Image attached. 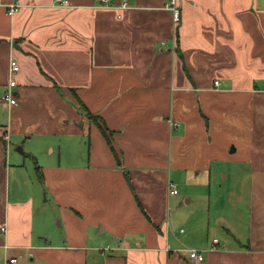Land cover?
I'll use <instances>...</instances> for the list:
<instances>
[{
  "label": "crops",
  "instance_id": "obj_1",
  "mask_svg": "<svg viewBox=\"0 0 264 264\" xmlns=\"http://www.w3.org/2000/svg\"><path fill=\"white\" fill-rule=\"evenodd\" d=\"M169 2L0 0V264H264V0Z\"/></svg>",
  "mask_w": 264,
  "mask_h": 264
},
{
  "label": "built area",
  "instance_id": "obj_2",
  "mask_svg": "<svg viewBox=\"0 0 264 264\" xmlns=\"http://www.w3.org/2000/svg\"><path fill=\"white\" fill-rule=\"evenodd\" d=\"M57 6H69V0H54ZM110 0H101V3L105 7H109L108 3ZM169 9L171 11L172 21L176 25L179 22V8L176 4V0H170L169 2ZM121 7H125V3L122 4ZM7 12L10 15H13L16 13V11L19 8V4L17 2L7 4L6 6ZM20 69L19 63L14 58L9 59L8 62V82H7V89L5 91V94L2 96V100L6 101L8 104H16V97L13 92V87L16 86V79L15 75L18 73ZM214 84L217 85L218 81L215 80ZM171 127L177 125L176 121H173L171 119L168 120ZM168 193L169 194H177V189L174 187V185L169 182L168 183ZM0 231L5 232L6 226L5 223L0 224ZM214 243H217V240H213ZM189 258L192 260H195L197 262H200L203 260V255L201 251L197 248H186L185 249ZM3 264H16V259L14 257L6 258L3 262Z\"/></svg>",
  "mask_w": 264,
  "mask_h": 264
},
{
  "label": "rangeland",
  "instance_id": "obj_3",
  "mask_svg": "<svg viewBox=\"0 0 264 264\" xmlns=\"http://www.w3.org/2000/svg\"><path fill=\"white\" fill-rule=\"evenodd\" d=\"M1 88H0V97L3 96L4 93H5ZM9 110L10 109H9L8 104L6 103V101H1L0 100V128H1V133H2L3 137L5 136L6 133H5V130H2V128L4 126L10 125V120L11 119H14L13 118L14 115H12ZM27 119H28L27 121L29 122V118H27ZM13 121H14L13 129H15V128L18 127V123L15 122V119ZM38 134H40V133L34 132L32 134L33 135L32 136V141H34L35 138H44V136L38 135ZM28 135H29V132H27L26 134H24V133L19 134V132H14L13 131L10 134V137L11 138H9V142H11V146L13 145L12 146V149L15 150L14 152H17V150L15 149V146L22 147V151L21 152L19 151V153L23 154L22 157L26 160V163L27 162L29 163V160H31V158L29 157V150H28L29 149V144H30L29 143V140H27ZM50 139H52V138H50ZM31 147H34V146L31 145ZM27 154H28V156H27ZM40 154H42V152H40ZM24 155H26V156H24ZM36 159H37V157H36ZM189 207L191 209L194 208L193 207V204H191ZM213 210H214V207H213V209H211V220H210L211 223H210L209 235L211 237H213V236H217L218 237L220 231H218L219 229H217V233H215V230H214V227H213L214 226L213 223H214V220H215L214 219L215 218V214H214ZM195 211H198V210L196 209ZM193 214H195V215H193V216H195V218H198L199 216H202V213L195 212ZM57 221H58V218L55 219L54 223L57 224ZM0 258L2 259L3 256H0ZM24 261H25V258L24 257L23 258H20L19 259V264H23Z\"/></svg>",
  "mask_w": 264,
  "mask_h": 264
},
{
  "label": "trees",
  "instance_id": "obj_4",
  "mask_svg": "<svg viewBox=\"0 0 264 264\" xmlns=\"http://www.w3.org/2000/svg\"><path fill=\"white\" fill-rule=\"evenodd\" d=\"M179 18H180V12H179ZM79 107H81V110H82L83 114L86 115L90 121L96 123L100 127V129L103 132L104 136L107 137L106 129L103 126L104 125L103 124V119L100 116L91 113L83 104H80ZM39 177H40V173H39Z\"/></svg>",
  "mask_w": 264,
  "mask_h": 264
},
{
  "label": "water",
  "instance_id": "obj_5",
  "mask_svg": "<svg viewBox=\"0 0 264 264\" xmlns=\"http://www.w3.org/2000/svg\"><path fill=\"white\" fill-rule=\"evenodd\" d=\"M19 150L21 149V148H18Z\"/></svg>",
  "mask_w": 264,
  "mask_h": 264
}]
</instances>
